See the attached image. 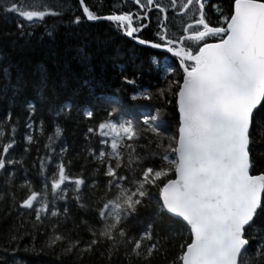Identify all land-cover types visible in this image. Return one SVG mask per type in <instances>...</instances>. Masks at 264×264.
<instances>
[{
    "label": "snow or ice",
    "instance_id": "obj_1",
    "mask_svg": "<svg viewBox=\"0 0 264 264\" xmlns=\"http://www.w3.org/2000/svg\"><path fill=\"white\" fill-rule=\"evenodd\" d=\"M127 0H119L123 6ZM135 10L99 14L85 0H78L81 15L71 14L64 21L66 4L60 0H0V14L17 18L21 37H32L35 29L44 28V35L51 37L55 25L46 23L47 17L61 18L60 24L79 26L88 22H109L122 35L137 44L170 54L178 61L182 80H169V90L175 96L178 126L169 143L157 144L161 148L160 164L137 165L138 159L129 153L127 162L121 149L132 148L138 137L137 121L125 120L117 114L118 97H97L101 103L114 105L106 118L87 128L88 136L97 137L99 149H89V155L102 168L106 177L103 195L94 209L99 228L89 227V239H69L66 252L94 253L105 249L108 258L123 253L127 264H151L154 253L163 254L166 236L160 228L167 221L182 222L187 240L178 245V255L172 264H264V173L253 174L254 161L250 145L251 132L264 127V0H233L231 12L223 14L218 4H211L217 13L218 24L213 26L205 14L209 0H130ZM171 13V19L170 14ZM182 27L174 29L176 19ZM152 25L154 39L141 38L139 33ZM27 29V31H26ZM214 40V42H210ZM166 59L168 57H165ZM157 63L155 57L151 58ZM150 71V69H145ZM175 71L173 65H165V76ZM140 76L121 77L125 84L136 86ZM138 87V86H137ZM163 94L161 90H157ZM149 100L145 88L130 97ZM74 105L67 103L62 112L70 113ZM28 115L23 118V152L36 146L32 167L38 168L40 189L23 178L18 185L24 190L17 203L19 209L34 213L36 222L43 223L51 217H59L54 201L66 205L69 193L80 207L83 191L95 188L83 175L70 174L64 162L68 151L63 141V128L59 123L46 128L43 119L34 120L35 105H28ZM83 118L92 120L91 108L82 110ZM139 123L154 133L160 131L159 109L141 111ZM4 123L10 129L7 142L0 148V183L12 185L22 159L14 155L20 120H13L9 112ZM46 150L40 154L39 135L45 134ZM38 133L39 135H34ZM5 131L0 129V138ZM56 145V147H54ZM11 150V151H10ZM127 169L126 174L119 171ZM153 189L156 193H153ZM83 190V191H82ZM155 203V208L136 232L128 227V220L138 216L139 209ZM50 204L52 205L50 209ZM67 211V208H64ZM57 224L53 222L54 230ZM18 239L16 235L10 237ZM59 233H53L48 247L65 241ZM258 241L256 251L249 254V245ZM165 241V242H162ZM103 251L101 255H103Z\"/></svg>",
    "mask_w": 264,
    "mask_h": 264
},
{
    "label": "trees",
    "instance_id": "obj_2",
    "mask_svg": "<svg viewBox=\"0 0 264 264\" xmlns=\"http://www.w3.org/2000/svg\"><path fill=\"white\" fill-rule=\"evenodd\" d=\"M60 2L67 5L62 17L64 21L71 19V14L81 15L78 0ZM85 3L93 10L98 9L99 14L111 11L113 4L116 5V11L121 10L119 0H85ZM213 3L218 4L223 14L227 15L231 12L233 0H209L205 9L206 19L215 26L218 17L211 8ZM124 8L135 10L136 6L127 0ZM59 19L46 18L48 25H55L51 37L44 35L43 27L36 28L32 37H21L17 29V18L0 14V129L5 131V136L0 138V148L7 142L10 133L4 123V117L10 112L13 120L19 118L21 125L14 155L24 162L22 169L16 166L19 171L12 185L0 183V264H127L123 253L109 259L105 249L83 254L77 253L75 249L72 252L65 251L69 239L87 241V229L90 226L99 228L94 209L103 195L101 189L107 178L89 155V149L98 151L99 145L97 137L85 139L88 136L87 128L106 118L107 111L114 106L99 102L97 97H118L119 105L113 119L117 114H122L125 120L137 121L134 126L139 130L137 138L125 142L131 143L132 148L121 149L124 161L127 162L131 153L138 158L132 160L134 169L138 164L159 165L161 148L157 144L169 143L167 137L173 136L178 126L175 96L172 94L175 86L169 90L167 84L171 79L181 81L182 70H179L175 58L159 50L139 46L107 21L92 23L83 20L79 26H67L58 23ZM154 31L150 25L139 35L141 38L154 39ZM152 57L156 58V64L152 63ZM174 63L175 71L165 76V65ZM138 71L140 76L136 86L122 81V76L132 77ZM145 88L151 97L149 100L140 98L133 101L130 98ZM67 103L74 105L70 113L60 110ZM29 104L35 105L34 120L43 119L46 128L56 123L63 128V141L68 147L63 158L70 174L83 175L88 182L92 179L97 181L95 188L82 190L80 203L84 207L77 204L70 192L66 205L63 201L53 202L60 213L59 217L49 216L43 223L36 222L30 210L17 207L25 194L18 187L23 178L29 179L36 190L41 186L38 168L32 167L36 146H29L30 151L23 152V118L28 115ZM86 107L93 110L92 120L83 118L82 110ZM154 109H159L158 133L145 129L138 122L141 111ZM261 116L264 117V113ZM47 135V131L39 135L41 155L46 151L43 144L47 142ZM251 136L254 141L250 145L254 161L252 173L261 174L264 173V127H256L254 123ZM119 171L126 174L127 169L122 166ZM152 191L156 193L155 189ZM49 207L51 209L52 205ZM154 208V202L140 208L138 216L131 217L127 222L131 231L136 232L138 225L148 220ZM53 222L57 224L54 230L51 228ZM259 226L264 229V222H260ZM54 232L66 239L48 247L49 237ZM160 232L162 238L167 237L166 247L163 254H153L151 264H172L178 255V245L187 240L188 236L179 221L165 222ZM12 235L18 239L12 241ZM257 243L256 240L250 243V255L255 253Z\"/></svg>",
    "mask_w": 264,
    "mask_h": 264
},
{
    "label": "flooded vegetation",
    "instance_id": "obj_3",
    "mask_svg": "<svg viewBox=\"0 0 264 264\" xmlns=\"http://www.w3.org/2000/svg\"><path fill=\"white\" fill-rule=\"evenodd\" d=\"M119 8L121 9V10H127L126 8H124V5L123 6H121V5H119ZM170 15V19H171V13L169 14ZM179 27L180 26H178L177 25V19H176V22H175V25H174V29L175 30H177V31H179ZM210 42H214L213 40H210ZM161 52V51H160ZM163 53V52H162ZM164 55H170V54H166V53H163Z\"/></svg>",
    "mask_w": 264,
    "mask_h": 264
},
{
    "label": "rangeland",
    "instance_id": "obj_4",
    "mask_svg": "<svg viewBox=\"0 0 264 264\" xmlns=\"http://www.w3.org/2000/svg\"><path fill=\"white\" fill-rule=\"evenodd\" d=\"M177 25L180 26L179 29L182 27V21L180 18H177ZM130 120V119H127Z\"/></svg>",
    "mask_w": 264,
    "mask_h": 264
},
{
    "label": "water",
    "instance_id": "obj_5",
    "mask_svg": "<svg viewBox=\"0 0 264 264\" xmlns=\"http://www.w3.org/2000/svg\"><path fill=\"white\" fill-rule=\"evenodd\" d=\"M139 45V44H138ZM139 46H141V45H139ZM142 47H144V46H142ZM145 48H150V47H145Z\"/></svg>",
    "mask_w": 264,
    "mask_h": 264
}]
</instances>
